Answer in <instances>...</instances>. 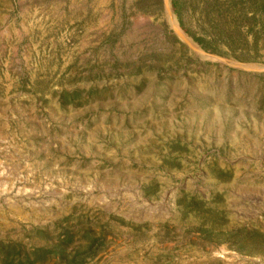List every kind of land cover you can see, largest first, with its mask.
Masks as SVG:
<instances>
[{"label":"rangeland","instance_id":"1","mask_svg":"<svg viewBox=\"0 0 264 264\" xmlns=\"http://www.w3.org/2000/svg\"><path fill=\"white\" fill-rule=\"evenodd\" d=\"M263 67L264 0H0V264H264Z\"/></svg>","mask_w":264,"mask_h":264},{"label":"water","instance_id":"2","mask_svg":"<svg viewBox=\"0 0 264 264\" xmlns=\"http://www.w3.org/2000/svg\"><path fill=\"white\" fill-rule=\"evenodd\" d=\"M178 37L182 40V42L192 51L195 52L194 48L192 47V45L190 44V42H188V40L182 36L179 32H176ZM248 72H252V73H264V67L263 68H259V69H251V68H247L245 69Z\"/></svg>","mask_w":264,"mask_h":264},{"label":"trees","instance_id":"3","mask_svg":"<svg viewBox=\"0 0 264 264\" xmlns=\"http://www.w3.org/2000/svg\"><path fill=\"white\" fill-rule=\"evenodd\" d=\"M173 8L175 7V5L173 4V6H172ZM174 10H175V8H174ZM176 14H177V12H176ZM179 17V16H178ZM194 41L197 43V44H199V45H202V40H200V39H197V38H194Z\"/></svg>","mask_w":264,"mask_h":264},{"label":"bare ground","instance_id":"4","mask_svg":"<svg viewBox=\"0 0 264 264\" xmlns=\"http://www.w3.org/2000/svg\"><path fill=\"white\" fill-rule=\"evenodd\" d=\"M169 24L171 25L172 28H175L176 29L175 23L173 22L172 19L169 20Z\"/></svg>","mask_w":264,"mask_h":264}]
</instances>
